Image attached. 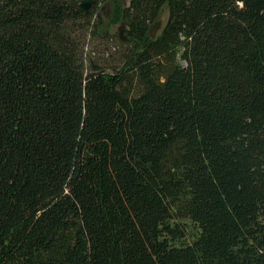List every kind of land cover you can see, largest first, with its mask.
<instances>
[{
    "label": "trees",
    "instance_id": "trees-1",
    "mask_svg": "<svg viewBox=\"0 0 264 264\" xmlns=\"http://www.w3.org/2000/svg\"><path fill=\"white\" fill-rule=\"evenodd\" d=\"M83 1L0 0V264H264V0Z\"/></svg>",
    "mask_w": 264,
    "mask_h": 264
},
{
    "label": "rangeland",
    "instance_id": "rangeland-1",
    "mask_svg": "<svg viewBox=\"0 0 264 264\" xmlns=\"http://www.w3.org/2000/svg\"><path fill=\"white\" fill-rule=\"evenodd\" d=\"M121 1L126 7L130 3V0ZM100 12L102 14L103 22L105 23L100 32H109L110 34L117 36V38L112 42H102L99 39H93L92 37H89L86 45V54L88 58L92 54V59L91 61L88 60L87 64L90 65V62L94 63L96 60H99L101 61L100 64L104 66L108 72H112L115 67L119 66L120 55L117 54L121 52L119 50V45L120 40L123 41L125 38V29L122 25L112 27L107 26L112 13L111 3H104L101 6ZM167 20L168 13L164 10L160 20L150 28L149 34L152 38H156L161 33L165 24L167 23Z\"/></svg>",
    "mask_w": 264,
    "mask_h": 264
},
{
    "label": "water",
    "instance_id": "water-1",
    "mask_svg": "<svg viewBox=\"0 0 264 264\" xmlns=\"http://www.w3.org/2000/svg\"><path fill=\"white\" fill-rule=\"evenodd\" d=\"M93 4V1L88 0V1H83L81 3V8L85 11H88L91 8V5Z\"/></svg>",
    "mask_w": 264,
    "mask_h": 264
}]
</instances>
